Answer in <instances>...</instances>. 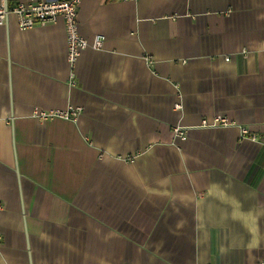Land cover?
I'll list each match as a JSON object with an SVG mask.
<instances>
[{"label": "crops", "instance_id": "crops-1", "mask_svg": "<svg viewBox=\"0 0 264 264\" xmlns=\"http://www.w3.org/2000/svg\"><path fill=\"white\" fill-rule=\"evenodd\" d=\"M78 22L105 41L75 67L61 18L0 27V264H264V0H83Z\"/></svg>", "mask_w": 264, "mask_h": 264}, {"label": "built area", "instance_id": "built-area-1", "mask_svg": "<svg viewBox=\"0 0 264 264\" xmlns=\"http://www.w3.org/2000/svg\"><path fill=\"white\" fill-rule=\"evenodd\" d=\"M83 0H34L31 3L20 2L13 8H9L7 3L0 5V27H4L11 15L17 19L18 28L21 31L32 30L37 27L52 25L61 18L66 27L67 34V53L68 62L71 67H75L82 53L87 49L100 50L103 48L104 37L96 35L92 41L86 39L80 34L78 22V13ZM120 2H131L137 0H115ZM229 61V59H226ZM177 110L181 109V105L176 106ZM82 112L81 108L68 107L65 110L57 109L50 111L35 110L34 117L42 122L54 119H62L65 121H76ZM231 125L229 119L223 115H215L212 121L203 119L202 127H227ZM187 130L183 126H175L173 133L177 140L185 141L187 139ZM243 137L249 136L255 140L249 129L242 128Z\"/></svg>", "mask_w": 264, "mask_h": 264}]
</instances>
